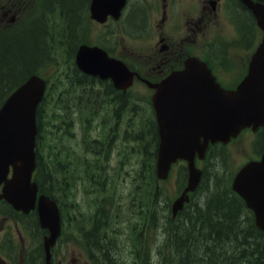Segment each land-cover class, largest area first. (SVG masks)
<instances>
[{
  "label": "trees",
  "instance_id": "trees-1",
  "mask_svg": "<svg viewBox=\"0 0 264 264\" xmlns=\"http://www.w3.org/2000/svg\"><path fill=\"white\" fill-rule=\"evenodd\" d=\"M88 0H42L43 12L34 18L25 20L20 26L0 29V106L6 97L31 74L44 72L58 64L60 47L72 57L75 47L87 32ZM46 8V10H45ZM47 11V12H44ZM60 13L64 26L58 24L55 16ZM236 24L242 37L251 38L256 33L251 16L243 10H238ZM221 54V53H220ZM66 58V57H65ZM76 75H79L76 73ZM80 78L88 86L89 80L84 75ZM45 101V100H43ZM37 109V173L36 182L40 190L48 195H54L53 166L59 163L57 157L59 148L51 147V170L44 159L45 143L42 135L44 127V103ZM56 101V100H55ZM123 105V103H122ZM118 115V113H117ZM135 114H129L128 143L137 144L133 149L143 158V167L150 169L151 177L144 178L142 195L146 198L140 203L142 215L143 252L137 256L133 264H264V231L254 224L253 216L243 201L230 189L229 176L224 173L226 154L223 150L211 153L209 168H205L203 179L194 194L196 198L189 203L187 209L179 213L176 220L169 217L160 219V244L157 254H150L147 243L148 228L155 223L147 219V210L155 204L152 182L154 181V159L157 147L156 127L146 120L145 126L134 122ZM55 120L54 115L50 116ZM114 141L105 146V152L110 153ZM102 150V145L99 146ZM102 148V149H101ZM72 164V163H71ZM56 165V166H55ZM65 163L62 175L66 180L74 176L75 170ZM142 206V208H141ZM143 214V213H142ZM99 219L107 220L103 214ZM33 228L38 230L35 217ZM31 220V221H32ZM101 221L93 222L85 231V242L95 252L100 254L103 262L117 264L112 250L105 248L99 242L98 231ZM100 228L103 229V226ZM102 238L103 236L100 235Z\"/></svg>",
  "mask_w": 264,
  "mask_h": 264
},
{
  "label": "water",
  "instance_id": "water-1",
  "mask_svg": "<svg viewBox=\"0 0 264 264\" xmlns=\"http://www.w3.org/2000/svg\"><path fill=\"white\" fill-rule=\"evenodd\" d=\"M124 0H92L91 17L102 22L109 13L117 14ZM244 3L252 10L263 37L251 57L244 79L234 90L215 82L210 70L195 58H189L185 70L170 76L157 87L153 105L159 124L160 145L157 171L165 178L175 158L188 160V185L173 207V212L187 201L185 193L193 190L200 172L193 166L195 152H201L208 141L227 142L245 127H264V8L250 0ZM105 61V62H104ZM77 64L89 74L111 77L118 88H125L132 75L119 62L108 60L105 53L82 46ZM128 79L126 82L121 79ZM178 84V86H177ZM44 83L32 76L7 99L0 109V183L3 194L15 209L27 210L35 203L36 188L30 177L35 167V111ZM202 139V140H201ZM202 154V153H201ZM12 166L11 179H7ZM232 189L254 211L255 222L264 230V153L261 162L250 163L235 177ZM37 206L39 220L50 230L45 249L57 236V214L53 203L41 196Z\"/></svg>",
  "mask_w": 264,
  "mask_h": 264
},
{
  "label": "rangeland",
  "instance_id": "rangeland-1",
  "mask_svg": "<svg viewBox=\"0 0 264 264\" xmlns=\"http://www.w3.org/2000/svg\"><path fill=\"white\" fill-rule=\"evenodd\" d=\"M0 8L2 10L7 9V4L4 3V0H0ZM155 10H153L154 12ZM11 17V15L9 16V18ZM152 17V14H151ZM8 18V19H9ZM8 19H4V20H8ZM135 19L138 21L139 18L135 16ZM4 20L1 21L0 18V24L4 23ZM136 21V22H137ZM140 21V20H139ZM221 24L220 26H222V33L223 36L225 38H232V41L235 39V37H233L234 34V30L232 25H230L225 18L220 20ZM91 24H89V32H87V36H88V40L90 42L95 41L97 34L101 33L102 31H104V27L102 25H98L96 23L90 22ZM138 25V24H137ZM110 29H114L113 26H109ZM108 28V29H109ZM116 30V29H114ZM118 31V29L116 30ZM135 35V32H133ZM103 40L105 41H110L111 43H113L114 45L120 44L122 39H126L128 37V39L135 43L136 46H129L125 49L126 51L132 52V51H138L142 48H146V47H152L153 44L156 41V36H155V31L152 28L150 34H146L144 32H141L139 34L138 37L135 36H124L123 34L119 33L115 36H113V34H110V32L108 33V35H104L102 36ZM260 35L258 33V39H259ZM196 38V37H194ZM114 41H111V40ZM134 39V40H131ZM196 40L198 41V39L196 38ZM109 41L107 42V44L109 45ZM225 41V40H224ZM199 42V41H198ZM116 43V44H115ZM237 44V43H236ZM235 44H233L232 46L226 47L224 48V54H223V60L225 59L224 63L227 62L226 65H224V63L222 64V66L220 65L217 69H216V75H217V79L218 81L223 85V86H231V85H235L238 83L239 81V77L241 72L244 70V65L247 62L248 58L251 55V52L253 51V48H248L247 46L243 45L242 43H238V46L234 47ZM234 47V48H233ZM118 53V50L116 51ZM125 58L130 59L132 58L129 55L123 54ZM62 65V63H61ZM65 66L66 65H62ZM56 72L57 69L56 67L51 68L49 71H47L45 73V75L49 78L51 77H57L60 78L61 76H56ZM141 90L138 88V85L134 86L131 89V96L135 101H138V95L136 94L137 92H140ZM112 105V102L110 104V107ZM48 107H53L54 106V102L53 100L49 101V104L47 105ZM103 109H107V108H103ZM110 111V110H109ZM124 112H129V109H125ZM112 116L106 115L104 117V120L107 121V124H109V122L112 123V125L116 122V117L113 114L112 111ZM111 117V118H110ZM75 144L77 143V136H78V130L75 133ZM254 139V135L250 132V131H244L238 138H236L233 142H231L230 144H228L227 149L229 151V157H230V161L226 160L227 165H223V169L224 171H226L228 174H230L233 171H236L237 169H239V167H241V165L246 162L247 160H249V158H251V156H253V149H252V142ZM45 154L47 155V152L49 151V146L47 144V142L45 141ZM128 156V155H127ZM115 157H116V153L114 154V157L112 158L111 163L114 165L115 162ZM111 163L109 164L111 166ZM229 165L231 166V171H229ZM135 169V164H134V160H132V158L130 159L129 163L126 164L124 172L119 173L117 176L111 177V184H110V192L113 189V187L116 188V192L113 193V201L115 203L116 209L117 211H119L120 209H122V211L120 212V214L118 216H116L115 218H113L112 223H111V228L107 231V234L110 235L112 242H110V249H111V245H113V249H112V255L113 258L118 261L119 264H128L131 263V256L129 254V252L134 253V250L132 249H128V244H130V236L129 234H127V232H129L130 230H133L135 233L138 232V224L137 220L140 221L139 219V215H137L138 212V207L135 205H132L128 199H125V192L127 191V189L129 188V180L128 179H124L122 176H125L124 173L129 174L134 171ZM160 186H162L163 189V193L160 198L157 200V209L161 210V213H167V210H170V207L173 203V201L178 197V192L179 189L177 187V173H173L171 174L170 178L167 179L166 181L160 183ZM56 193L58 194L59 192L56 191ZM56 194V195H57ZM74 196V192L71 194V197ZM71 197L69 198V201L71 200ZM169 202V204L166 207V210L163 206V202ZM84 202V203H82ZM69 203V202H68ZM64 204H66L64 202ZM114 210V209H113ZM134 211L136 212V215L134 216ZM65 215L67 217L66 221V233H65V237L64 239L60 240L59 242V246L56 249V254L52 259V264H91V261H89L87 259V256L85 254L84 248L81 244V242L79 241L81 239V237L79 236V234L76 231V227H74V222L78 221L79 218H77V215L82 212L83 214H85V216L88 218L90 216V205L88 203V201L84 199H81V196L75 195L73 200H72V206H70V209L67 207L66 210L64 211ZM142 215H144V211H142ZM156 215H159V213H156ZM141 216V214H140ZM74 219V221L72 220ZM80 220V219H79ZM158 217L155 220V223L158 224ZM78 224L76 225H84L81 220L80 222H77ZM9 225H15V227L13 226V228H10V230L12 231V233L14 234L16 240H18L22 245H23V233H20V227L16 226L15 222H13L12 220H8L5 222H1L0 223V235H2L3 233H5L6 231H9L8 226ZM134 227V228H133ZM155 231V229H153V226L148 228V233H152V231ZM23 231V230H22ZM36 241L39 242V238H35ZM146 243V241H145ZM137 244V248H140V244L135 243V245ZM97 260L99 262H103L100 255H98ZM96 260V261H97ZM0 264H9L7 262V260L3 257L2 254H0Z\"/></svg>",
  "mask_w": 264,
  "mask_h": 264
},
{
  "label": "flooded vegetation",
  "instance_id": "flooded-vegetation-1",
  "mask_svg": "<svg viewBox=\"0 0 264 264\" xmlns=\"http://www.w3.org/2000/svg\"><path fill=\"white\" fill-rule=\"evenodd\" d=\"M221 2L224 3V0H131L123 15L124 22L126 16L131 14L138 31L150 34L153 28L156 36L152 47L132 51L143 63L137 73L139 78L157 83L169 73L181 69L187 58L188 45L198 46L194 51L200 53L207 45L220 44ZM151 7L155 8L154 12ZM109 44L113 45L110 41ZM127 47L128 38L122 39L111 49L125 52ZM211 55L217 54L211 52Z\"/></svg>",
  "mask_w": 264,
  "mask_h": 264
}]
</instances>
